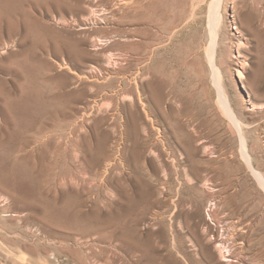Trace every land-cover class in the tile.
Returning <instances> with one entry per match:
<instances>
[{
	"label": "rangeland",
	"instance_id": "374dc122",
	"mask_svg": "<svg viewBox=\"0 0 264 264\" xmlns=\"http://www.w3.org/2000/svg\"><path fill=\"white\" fill-rule=\"evenodd\" d=\"M136 1L0 0V242L38 264H264V0H221L214 28ZM170 60L187 104L158 99Z\"/></svg>",
	"mask_w": 264,
	"mask_h": 264
},
{
	"label": "bare ground",
	"instance_id": "6f19581e",
	"mask_svg": "<svg viewBox=\"0 0 264 264\" xmlns=\"http://www.w3.org/2000/svg\"><path fill=\"white\" fill-rule=\"evenodd\" d=\"M141 1H144V0H137L136 2H137V4H141L140 3ZM238 1L241 5H245L247 2V0H238ZM251 1L257 2V0H251ZM220 2H221V0H184V8L182 10L184 15L181 16L179 23L184 21L182 23V26L185 24L187 25V23L189 21L195 20L198 15L202 14L204 6H207L208 10H207L206 14H208V21H209L207 23H209L210 27L212 26L214 28L216 26V23H217V18L219 17V16L217 17V13H218L217 9H218ZM176 28H177V23H174L170 27H168V30H166V32L169 35L168 38L170 40H172L173 38L176 37V35H177L175 32ZM213 31H211V33ZM215 40H216V38L214 35V38L211 40V42L209 44V47H207V54L209 55V58H210L209 61L211 62V65L213 67H214V64H213L212 53H213L214 46L216 44ZM157 47L158 46H156V48ZM149 49H148L149 54L152 55L154 49H152V48H149ZM171 61L172 60H170L167 63L165 68L161 67L162 75L160 74V79L157 83V87H159L160 91H161V93L159 91V98L158 99L165 101L166 103H177V102H179L182 104H187L189 101H191V99L187 98L186 97L187 94H185V92L183 91L184 89L180 88L181 86H180V83L178 80L179 79L178 74H176L177 72H174V70L176 68V64L174 62H171ZM169 75H171V79H168ZM237 77L240 80H242V78H244V75L240 71H238ZM162 90H164V92L166 91V93L163 94ZM139 99H140V97H139ZM143 105H144V103H143ZM224 105L226 106V104H224ZM225 106H224V108H225ZM145 107L143 106V108H145ZM146 109H147V107H146ZM228 112H230V111H228ZM145 114H147V113H145ZM184 115L189 119L190 122H193L194 120H196V118H195L196 116L191 111H184ZM149 116H152V115H149ZM147 118H148V116H147ZM234 122H236V121L234 120ZM157 129H159V128H157ZM164 130H166V129H164ZM163 131H161V132H163ZM164 134H165V132H164ZM146 136L147 135H145V137ZM177 144H178V148L174 147V151L177 153V155L180 158H183V157L189 158L190 153H187L188 149H187L186 145L191 146V142L187 141V140L182 141L180 138L177 137ZM248 160H249V157H248ZM109 162H111V161L109 160ZM2 198H4V197H2ZM4 199L6 201V197ZM5 201H4V203H5ZM22 243H23V241L21 239L13 240V239H7L6 237L3 238L2 242H0V258H1L0 264H38L35 261H33L32 259L26 257L24 254H21ZM27 251H29V249H27ZM48 263H49L48 260L45 259L44 263H42V264H48Z\"/></svg>",
	"mask_w": 264,
	"mask_h": 264
}]
</instances>
